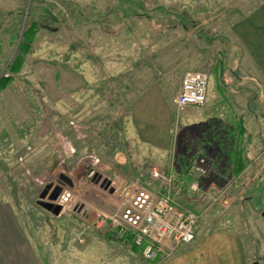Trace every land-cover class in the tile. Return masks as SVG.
<instances>
[{
    "label": "rangeland",
    "instance_id": "1",
    "mask_svg": "<svg viewBox=\"0 0 264 264\" xmlns=\"http://www.w3.org/2000/svg\"><path fill=\"white\" fill-rule=\"evenodd\" d=\"M262 1L0 0V73L17 48L15 25L28 14L45 25L10 82L25 111L12 113L1 101L7 93L0 97L8 115L0 118V202L14 207L56 264H73V247L90 243L96 246L75 264H106L92 258L117 244L101 217L116 210L127 186L160 188L147 171L171 177L178 204L199 214L197 230L236 232L249 264H264V111L253 99L240 109L213 102L178 110L173 102L185 71L206 72L213 87L242 74L230 25ZM138 99L149 103L144 118L165 129L166 149L139 139L132 120ZM239 156L245 167L236 173ZM197 157L205 173L189 171ZM61 191L73 201L58 214L38 204H58ZM71 214L85 224L76 238L63 233Z\"/></svg>",
    "mask_w": 264,
    "mask_h": 264
},
{
    "label": "crops",
    "instance_id": "2",
    "mask_svg": "<svg viewBox=\"0 0 264 264\" xmlns=\"http://www.w3.org/2000/svg\"><path fill=\"white\" fill-rule=\"evenodd\" d=\"M230 34L241 52L238 65L242 68V74L233 75L230 84L216 82L213 87L208 81L204 108L213 102H218L220 108H246L249 100L253 99L256 106L264 111V1L256 5L244 17L234 21L230 25ZM11 85L10 83L0 92V97L7 93V96L1 101L6 104L4 107L12 110V113L23 114L25 106L17 94L15 95ZM148 105L149 103L145 102L144 99H138L132 105V120L136 126L138 137L158 150L166 149L168 147V135H166L161 122L154 120V118L149 120L144 118V115L148 116L145 114V108ZM7 116V114L3 116L0 113L1 121L5 122ZM240 116L238 113L236 118ZM235 164H233L234 167ZM146 177L148 178L147 175ZM69 217L73 219L67 221L63 227L67 230H64L63 233L64 235H71L70 238H76L81 230H84L85 224L73 214ZM28 229L20 221L11 204L5 201L0 202V264H56L53 261L55 253H52L54 258L50 259L51 250L44 248L42 243L34 241L32 230L29 231ZM55 231L54 233L59 234L61 228H56ZM105 235L117 244L106 243L104 257L94 256L92 252V258L97 259L100 263L249 264L242 238L230 229L215 228L199 231L196 227L194 240L187 244H180L174 254L163 261L143 259L141 247L132 243V235L129 232H121L118 228H113ZM87 246L88 248L79 244L78 247H73V251H77L76 255L71 257L73 264L78 260L80 261L86 249L96 245L90 243ZM66 248L60 247L59 252ZM114 249H119L120 253H113ZM62 257L64 256L62 255Z\"/></svg>",
    "mask_w": 264,
    "mask_h": 264
},
{
    "label": "built area",
    "instance_id": "3",
    "mask_svg": "<svg viewBox=\"0 0 264 264\" xmlns=\"http://www.w3.org/2000/svg\"><path fill=\"white\" fill-rule=\"evenodd\" d=\"M207 83L206 72H186L173 98L175 107L181 110L202 106L206 100ZM189 171L205 173V159H192ZM147 176L150 183L161 184V187L127 186L116 210L110 216L102 215L101 218H107L121 232H129L132 243L141 247L145 260L163 261L171 257L180 244L194 240L199 214L178 204L171 191L174 189L169 175L162 174L156 178L147 171ZM190 189H197V184L192 182ZM72 201L69 191H61L57 198V203L63 208L69 207Z\"/></svg>",
    "mask_w": 264,
    "mask_h": 264
},
{
    "label": "trees",
    "instance_id": "4",
    "mask_svg": "<svg viewBox=\"0 0 264 264\" xmlns=\"http://www.w3.org/2000/svg\"><path fill=\"white\" fill-rule=\"evenodd\" d=\"M31 10L33 11V8H31ZM18 14H22V11H18ZM49 16L51 15L49 14ZM19 17H17V21L19 20ZM41 25L45 26L43 22H40L39 17L37 18V16L35 17L28 14L22 27L20 24H16L13 28L11 33L12 37H15L18 40L17 48L11 60L7 63L5 70L0 73V92L12 81L13 74L19 72L21 69L24 56L31 51L33 39ZM235 163L234 172L239 173L245 167L242 157L239 156L236 158Z\"/></svg>",
    "mask_w": 264,
    "mask_h": 264
},
{
    "label": "water",
    "instance_id": "5",
    "mask_svg": "<svg viewBox=\"0 0 264 264\" xmlns=\"http://www.w3.org/2000/svg\"><path fill=\"white\" fill-rule=\"evenodd\" d=\"M48 187H49V186H46V187L41 191V193L39 194V197H40V198H43V197L45 196ZM58 193H59V189L57 188L56 192H55L54 194H52V195L50 196L49 199L54 200L55 197L58 195ZM38 204H39L42 208H44L45 210L51 212V213L54 214V215L58 214L59 211L61 210V205L56 204V203L54 204V203H52V202H47V201H41V200H40V201H38ZM261 216H262L263 219H264V208H263L262 211H261ZM251 264H258V261H257V260H253Z\"/></svg>",
    "mask_w": 264,
    "mask_h": 264
},
{
    "label": "bare ground",
    "instance_id": "6",
    "mask_svg": "<svg viewBox=\"0 0 264 264\" xmlns=\"http://www.w3.org/2000/svg\"><path fill=\"white\" fill-rule=\"evenodd\" d=\"M161 175L162 174H159L158 172H154L153 173V176L156 177V178L160 177ZM163 175L167 176L168 174L167 175L166 174H163Z\"/></svg>",
    "mask_w": 264,
    "mask_h": 264
}]
</instances>
